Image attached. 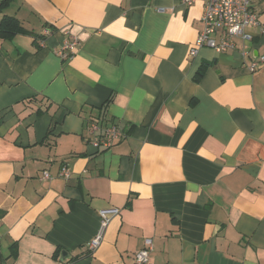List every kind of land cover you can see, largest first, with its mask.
Here are the masks:
<instances>
[{
  "label": "crops",
  "instance_id": "0c3cea01",
  "mask_svg": "<svg viewBox=\"0 0 264 264\" xmlns=\"http://www.w3.org/2000/svg\"><path fill=\"white\" fill-rule=\"evenodd\" d=\"M2 1L25 31L0 36V264H133L146 239L145 264H264V33L191 55L202 0Z\"/></svg>",
  "mask_w": 264,
  "mask_h": 264
},
{
  "label": "built area",
  "instance_id": "2783aa9c",
  "mask_svg": "<svg viewBox=\"0 0 264 264\" xmlns=\"http://www.w3.org/2000/svg\"><path fill=\"white\" fill-rule=\"evenodd\" d=\"M185 4H192L194 0H183ZM203 12L200 16V30L190 49L191 55H196L200 48H211L217 52H225L235 48V38L243 41L241 54L248 55V43L252 39L249 28L258 27L264 33V23L258 20V14L254 9V0H202ZM78 45V39L70 36L63 41L59 55L63 59L70 58V52ZM264 66V54L252 59L247 68L255 72ZM88 132L90 142L97 148H108L114 141L122 138L123 133L115 126H105L100 117H91ZM47 178V172L43 173ZM59 176L69 178L70 172L66 166L59 171ZM118 209H103L99 211L100 224L96 236L87 243L89 252L95 250L101 243L103 233L113 215ZM152 250L151 239H146L144 246L133 255V264H145Z\"/></svg>",
  "mask_w": 264,
  "mask_h": 264
},
{
  "label": "trees",
  "instance_id": "16d2710c",
  "mask_svg": "<svg viewBox=\"0 0 264 264\" xmlns=\"http://www.w3.org/2000/svg\"><path fill=\"white\" fill-rule=\"evenodd\" d=\"M5 1L7 0H3L2 3H4ZM23 31H25V29L20 25L19 21L12 16L5 15L0 20V36L1 37H10L14 35L15 33L23 32ZM208 64L209 63H205L199 68V70L194 76L195 81H198L202 77L205 71V68ZM92 117H100L101 120L103 121V124L105 126H108L106 123H104L105 120L100 114L97 116H92ZM15 252H16V249L13 251V253ZM86 254H89V252L87 251Z\"/></svg>",
  "mask_w": 264,
  "mask_h": 264
},
{
  "label": "water",
  "instance_id": "95a60500",
  "mask_svg": "<svg viewBox=\"0 0 264 264\" xmlns=\"http://www.w3.org/2000/svg\"><path fill=\"white\" fill-rule=\"evenodd\" d=\"M65 257H67V255H65Z\"/></svg>",
  "mask_w": 264,
  "mask_h": 264
}]
</instances>
